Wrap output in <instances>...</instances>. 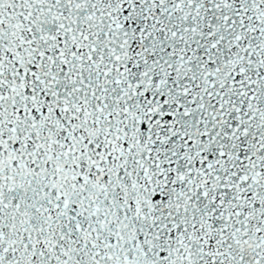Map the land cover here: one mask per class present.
I'll list each match as a JSON object with an SVG mask.
<instances>
[{"label":"snow or ice","instance_id":"snow-or-ice-1","mask_svg":"<svg viewBox=\"0 0 264 264\" xmlns=\"http://www.w3.org/2000/svg\"><path fill=\"white\" fill-rule=\"evenodd\" d=\"M0 264H264V0H0Z\"/></svg>","mask_w":264,"mask_h":264}]
</instances>
